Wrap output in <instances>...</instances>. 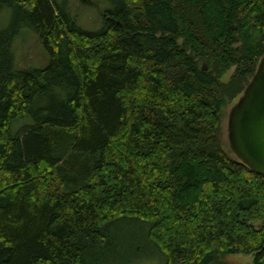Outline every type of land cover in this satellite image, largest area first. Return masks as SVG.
I'll list each match as a JSON object with an SVG mask.
<instances>
[{
  "label": "trees",
  "instance_id": "16d2710c",
  "mask_svg": "<svg viewBox=\"0 0 264 264\" xmlns=\"http://www.w3.org/2000/svg\"><path fill=\"white\" fill-rule=\"evenodd\" d=\"M78 2L98 27L72 0H0V264L136 263L150 245L160 264H264V176L221 137L264 56V0ZM23 28L45 67L15 62Z\"/></svg>",
  "mask_w": 264,
  "mask_h": 264
},
{
  "label": "water",
  "instance_id": "95a60500",
  "mask_svg": "<svg viewBox=\"0 0 264 264\" xmlns=\"http://www.w3.org/2000/svg\"><path fill=\"white\" fill-rule=\"evenodd\" d=\"M228 140L240 161L264 176V56L229 112Z\"/></svg>",
  "mask_w": 264,
  "mask_h": 264
},
{
  "label": "rangeland",
  "instance_id": "374dc122",
  "mask_svg": "<svg viewBox=\"0 0 264 264\" xmlns=\"http://www.w3.org/2000/svg\"><path fill=\"white\" fill-rule=\"evenodd\" d=\"M73 8L80 14V21L86 23V26L90 27H98L100 25V15L99 12L94 10L93 8H78V0H72ZM10 16V11L7 10L3 13L0 18V28L7 24ZM88 24V25H87ZM13 52L15 62L21 68H42L45 67L49 62V53L45 49L43 43L41 42L39 36L33 29L30 28H23L20 36L15 40L13 44ZM235 71V67H232L223 77V81L227 82L230 80L231 76ZM239 94L235 99L231 100L228 106L225 108L224 115L222 118V127H221V137L224 145V149L230 156L236 157L235 153L230 147L229 140H228V119H229V112L232 106L239 100ZM137 227L134 229H125L126 232L142 234L140 231L137 230ZM130 230H134L131 232ZM146 249V250H145ZM142 251V255L144 257L138 259V262L134 263L132 261V254L128 256H123L116 264H160L161 259L158 258L154 251H152V246L145 247ZM253 256L251 255H229L226 257V261L229 264H254Z\"/></svg>",
  "mask_w": 264,
  "mask_h": 264
}]
</instances>
